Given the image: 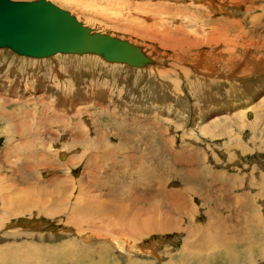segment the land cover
Listing matches in <instances>:
<instances>
[{
  "label": "rangeland",
  "instance_id": "374dc122",
  "mask_svg": "<svg viewBox=\"0 0 264 264\" xmlns=\"http://www.w3.org/2000/svg\"><path fill=\"white\" fill-rule=\"evenodd\" d=\"M51 1L69 10L79 20L93 28L141 44V46H147L146 49L153 54L152 57L154 56L155 62L149 65L151 67L147 66L148 68L144 67V69L131 67L124 63L109 62L97 54L58 53L52 57L36 59L19 55L10 48L0 47V182L2 183L4 180L2 185L0 184V188L7 186L8 175H10V172L7 171L8 165L11 164L12 169H15L19 158L27 156L31 157L30 162L32 157L42 160H44L43 157H46L44 162H38L41 163L40 166H36V168L33 166L31 169L36 177L43 179L42 183L47 187L48 182L53 183V181L63 178L69 173L72 174L73 181H67V185L71 186L74 182L80 190L78 179L82 176L83 171L87 169L85 166L86 158L97 155L99 158L107 156L109 153L115 154L121 160L113 155L105 157V159L116 163L120 162L118 165L125 164L119 171L126 172L128 174L127 182H130L137 179L138 175L136 176L133 171H136L142 163L145 166L149 165L148 167L155 168L154 164L157 160L161 165L166 162L169 165L172 161L169 159H171L170 155L174 151H169L168 154L163 150L161 152L158 147L153 148L154 142L161 145L160 141L163 142L167 139L168 142L173 143L174 148L178 149L177 151H180L181 144L184 141L182 135L185 131V135L193 132L198 123L201 121L209 123L210 117L216 114L221 115V111L228 114L233 113L236 109L247 108L254 101L257 103L259 96L264 94V39H260V36H264V33L262 35L258 34L259 31L264 32V0H241L238 5H233L228 1L227 3L220 1L211 3V0ZM137 4H141L139 9L136 7ZM86 5H90V7L84 8ZM91 7L98 8L100 12H105L106 15L109 14L113 19L115 18L112 17V14L114 16L121 14L119 15L121 19L103 20V15H96L97 12L91 10ZM154 9L158 10V13ZM144 11L154 13L159 17L163 16L164 23L160 27L170 31L167 34L168 37L194 40L197 38V40H201L203 43L199 42L196 45L197 47L191 48V50L188 49V54H191L190 51L193 52L191 56L198 59L200 63H202L201 60H206L203 62L205 66L198 63V68H194L190 66L189 61H186V66L191 69L192 77H186L182 74V71L180 73L177 65H172L173 59L180 52L168 45L166 46L167 43L159 42V38L153 37L154 35L147 36L148 34H144L147 33L146 30L137 26V24L142 25L143 23L150 24L151 20H159L156 17H150V14L144 13ZM209 13L211 14L209 15ZM144 14L150 17L147 21L143 18ZM255 14L260 15L262 18L260 20L261 24L257 25L258 32H251L249 26H233L230 29H220L221 31L211 28L212 26H222L218 23L220 18L236 19V21L242 23L243 18H249ZM249 19L246 20V23ZM178 28H180V31ZM220 34L224 35L223 39L225 40L231 36L228 39H236L237 41H231V45L230 43H217L216 40H221L219 38L221 37ZM211 39L214 41H211ZM260 40L263 41L262 44ZM248 41L249 43L246 44ZM232 43L234 44L232 45ZM222 46L227 49L228 47L236 49L237 65L243 67L244 72L242 73L239 70L233 79L226 76L228 72H225L222 68L221 57L215 55L218 53L217 50H221ZM207 52L212 53L211 55H215L219 60L217 58L216 60L215 56L212 57ZM222 56L224 59V57L230 55L222 54ZM206 62L214 65L211 67ZM207 65L212 69L211 71L206 70L208 74H204L203 68ZM155 67H160L164 72L167 71L166 68L173 71L168 70L161 75L163 70L155 71ZM150 70H154V72ZM175 73L178 76H171ZM232 119L228 123L235 133V122L232 123ZM245 119L244 129L238 133L241 135L240 138L244 146L249 148L247 151L245 149L239 151L240 153H235L230 149L228 139L224 135L215 137L205 135L203 138L201 136L200 139L195 140L187 138L186 141L189 146L187 149L191 151L192 147H195L200 155V161L197 164L199 167L190 165V168L194 167L201 174V178H203L201 185L204 183L210 184L212 180H215L213 175H217L216 177L221 180L210 184L212 195H216L218 192L220 194H232L234 200L236 194L242 192L247 193L250 197L252 196L250 205H255V207H252L253 210L238 211L239 204L233 201H231L233 204L229 205L230 208H226L228 212H239L240 228H245L247 224L245 220L249 219L250 216L261 217L262 219H258V222H256L257 219H254L255 224L258 223L254 227V229L257 228V233L253 236L255 242L249 240L248 243H245V235L235 232L236 236H233L240 238V240H236L238 244L216 247L211 250H217L214 256H202V259L207 258L208 264H264V207H262L264 206V105L262 106V117L257 119V122L259 121L257 130L253 131V120L255 119L253 113L246 112ZM229 124L224 122L222 126L226 130ZM197 130L195 129L198 133ZM115 131L126 137V139H123ZM158 132H160V135H158ZM145 135L151 139L148 141ZM148 148H152V153L149 152L150 155L145 153ZM156 148L160 152L159 155ZM132 156L137 161L125 160V162L122 160ZM98 164L100 163L96 165ZM107 165L110 166V163H107ZM108 166L105 165L106 168ZM165 169L166 167L159 166V170L163 174H167L166 171H169V169ZM99 170H102L101 167L93 172ZM179 170L181 174L184 173V170L181 171V164ZM220 171L226 172L225 176L218 175ZM86 172H90V180H94L96 176L101 178L105 174L104 171L96 172L98 175L94 176L89 169ZM26 176L28 177V174ZM50 177L52 179L55 177V179H48ZM122 179H124V176L121 179L119 178L120 183H122ZM100 180L98 179V181ZM173 182L175 185L178 184L176 181ZM8 183L10 184L9 180ZM120 183L116 186L118 191H130L123 188ZM223 183L226 184L221 185ZM185 194L194 197L198 201L191 202L193 205L198 204V208L202 207L197 198V192L186 190ZM218 194L217 196H219ZM217 196L215 197L217 198ZM61 214L62 212L53 216L39 214L33 216V219L22 216L27 221L43 222L41 227H43L44 246L41 249V264H166L164 258H168L167 248H172V253H175V249H178L181 245V239L175 233H168L164 237H159L157 234L149 235V237L144 236L139 243L143 241L144 243L160 241L157 244L160 251L152 249L159 256L149 255L148 260H145L136 257L138 254L135 252H127L124 247L121 250L120 248L113 249L109 246L108 241L95 235L96 237L92 238L97 243L103 240L108 245L106 244V246L96 249V251L90 250L89 254L86 251L79 250L75 257L70 252L71 240L62 242L63 239L72 237V230L69 231L70 228L66 227L68 225L58 220V216L60 217ZM18 218L20 217L18 216L10 221L21 220ZM199 220L200 222L206 221L205 217H201ZM9 225H2L1 227H5L2 229L0 227V248L14 244V242L9 244L15 240L14 236H8ZM18 225L20 229L27 227L26 222L24 225ZM35 227L37 226H32L35 233L41 231V227H37V229ZM13 229H17V226H11V230ZM53 229L56 231L54 232ZM33 230L30 232L32 233ZM49 233L54 235H48ZM26 235H23L27 238V240H24V244H29L32 238H28ZM125 239L128 240L127 237ZM125 239L124 241L121 240L120 244L122 246L126 242ZM104 247L107 248L104 250ZM108 248H112L113 251L107 252ZM19 249L25 250L26 248ZM5 251L0 249V253ZM161 256H164V258H161ZM254 257L255 260H253ZM10 258V256H0V264L7 263ZM186 259L185 257L184 260ZM130 260H134L135 263Z\"/></svg>",
  "mask_w": 264,
  "mask_h": 264
},
{
  "label": "bare ground",
  "instance_id": "6f19581e",
  "mask_svg": "<svg viewBox=\"0 0 264 264\" xmlns=\"http://www.w3.org/2000/svg\"><path fill=\"white\" fill-rule=\"evenodd\" d=\"M211 1H212L211 3H214L213 1H220V2L227 3V1H228L233 5H238V4H240L241 0H211ZM137 5H136V7L139 9L141 7L140 6L141 4L140 5L137 4ZM211 5L213 6V4H211ZM87 7H90V5L89 6L86 5V7H84V8H87ZM263 7H264V5H263ZM106 9H108V8H106ZM249 9H251V8H249ZM91 10L96 11L97 12L96 15H98V14L103 15V17H102L103 20H112L113 21L115 19H117V20L121 19L119 17V15H121V14H118V16L117 15L114 16L112 14V17L115 18V19H113V18H111V16L109 14L106 15V14H104L105 12L104 13L100 12V10H98V8L91 7ZM154 10L157 11L156 13H158V10H156V9H154ZM144 13L150 14V17H156L159 20H157V21L151 20L150 24L143 23L142 25L137 24V26L139 28L146 30L147 33H144V34H148L147 36L151 37L152 35H154L153 37L159 38L158 39L159 42L167 43L166 46L168 45L170 48H174L176 51L180 52L179 55L175 59H173V64H172V65H177V68L180 69V71H179L180 73L182 71V74L186 75V77L191 76V73H190L191 69L188 66H186V63H187L186 61H189V63H191L190 66L194 67V68L195 67L198 68L197 67L198 63L202 64V66H205L204 65L205 63L203 64V62H205L206 60L203 61V60L199 59L202 62V63H200L198 61V59L193 58V56H191L193 52L190 51L191 54H188V49L191 50V48L197 47L196 46L197 43L202 42L201 40H199V39L197 40V38H195V40H194V39H190V38H181V39L176 38L175 39L174 37H168L167 34L170 33V31L160 27V25L164 23V20H163L164 18H162L163 16L162 17L160 16L161 17L160 18L159 16L154 15V13L151 14V12L149 13V12L144 11ZM210 14L211 13H209V15ZM206 15H207V13H206ZM143 16H144L143 18L145 19V21H147V19L150 18L146 14H144ZM168 18H170V17H168ZM249 18H243L242 23H240V21H236V19L230 20L228 18H220L218 23L222 26L218 27L219 25L217 24L218 26H212L211 28L214 30L221 31L220 29H224V28L230 29L233 26H237V27L249 26L251 32H258L259 29L257 28V25L261 24L260 20L262 18L260 17V15H257V14L251 15ZM90 19H92V18H90ZM247 19L250 20V21L249 20L247 21L248 24L246 23ZM124 21H126V20L124 19ZM117 22H119V21H117ZM121 22H123V21H121ZM124 23H126V22H124ZM114 25H116V24H114ZM130 27L132 28V26H130ZM133 30H134V28H133ZM151 30H154V31H151ZM178 30L180 31V28H178ZM178 30H176V31L178 32ZM98 31H100V30H98ZM184 32H185V30H184ZM104 33H106V32H104ZM134 33H135V31H134ZM263 33H264L263 31H259L258 34L262 35ZM108 34L111 35V33H108ZM160 34L162 35L161 37H160ZM220 35H221V37H219V38L221 40H219V39H218V41L216 40L217 43L229 44L231 41L236 40V39L235 40L228 39L231 36H229L225 40V39H223L224 35H222V34H220ZM171 36H172V34H171ZM191 38H194V37H191ZM232 38H233V36H232ZM260 39L263 40L264 36H260ZM208 40H210V39H208ZM212 40L213 39H211V41ZM261 40H260V42H261ZM256 42L259 43L258 41H256ZM262 42H261V44H262ZM248 43H249V41L246 44H248ZM161 44H159V45H161ZM207 44H208V42H207ZM233 44L234 43H232V45ZM230 45H231V43H230ZM230 45H229V47H230ZM146 47L143 46V48L148 53V55L152 56L153 54H151V52H149L146 49ZM229 47L227 49V48L222 46L221 50L220 51L217 50L218 53L215 55H219V58L221 57L220 59L222 61V63H221L222 68L225 70V72H228V75L226 74V76L233 79L235 74L237 72H239V70L242 73L244 71H243L242 66L237 65V62H238L237 59L238 58L236 59V57H235V55H236L235 50L236 49L234 50V49L229 48ZM148 48H149V46H148ZM233 48H235V47H233ZM152 50H154V49H152ZM210 52H212V51H210ZM210 52L209 53L207 52V53L210 54ZM214 52H215V50H214ZM214 52H213V54H214ZM211 54H210V56H212V57L215 56V55H211ZM222 54L223 55L229 54L230 56L224 57V59H226V60H224L222 58L223 57ZM216 58L217 57L215 56V59ZM219 58H217V59L219 60ZM153 59H155L154 56H153ZM208 62H209V60H208ZM206 64L210 65V63H207V62H206ZM149 65H152V64H149ZM149 65H147V66L151 67ZM208 65H207V67L203 68L204 70L202 69L204 74H208L206 70L211 71V69H212L211 67L214 64L210 65L211 67H209ZM147 66H145V67H147ZM142 68H144V67H142ZM214 68H215V66L213 67V69ZM155 69H156L155 71H158V72L160 70L161 71L163 70L160 67H155ZM166 69H167V71L168 70L173 71L170 68H166ZM167 71L164 72V70H163L161 75H163V72L165 74ZM151 72H154V70H152ZM200 72H202V71H200ZM177 73H175L174 75H171V76H178ZM215 80H217V79H215ZM250 102H252V101H250ZM263 105H264V94L259 96L257 103L254 101L247 108L236 109L233 113H228V114H225V113H223V111H221V115H218V114L212 115L210 117L209 123H207V121H204V122L201 121L195 127L196 130L199 128V130H197V131H199L198 133L195 131V129L193 132H191L189 134L187 133V135H185L186 131H185V133H183L182 139H184L185 142L184 141L182 142L180 151H177L178 149L176 150L174 148L173 143L168 142L167 139L163 142L160 141L161 145H157L154 142L153 148L158 147V149H161V152L163 150V151H165V153L168 154L169 151H174L171 154L172 156L170 155L171 159H169L172 161L170 162L169 165L167 164V162L164 163L163 165H161L159 163V161L157 160L156 164H154L155 168L148 167L149 165L145 166V164L142 163L141 165H139V167L137 168L136 171L135 170L133 171L134 174H136V176L138 175L137 179H133V180L130 179V180H132L130 182H127L128 174L126 172H125L126 174L124 172L122 173L123 170L119 171L122 168V166H124L125 164L124 165H118V164H120V162L116 163L112 160L105 159L106 156L98 158V155H97L94 157L89 156L88 158H86L85 166L87 167V169L83 171L82 176L79 177V179H78L79 184H80L79 185L80 190L77 187V184H75L74 182H72L71 186L67 185V181H73L72 180V174H69V173L66 174L65 177L58 178L56 181H53V183L48 182V187H47V186L43 185L44 184V183H42L43 179L36 177V175L32 172V169H31V167L33 168V166H35V168H36V166H40L41 163H38V162H44L46 160V157H43L44 160L35 159L32 157L31 162L29 161L31 158L29 156H27L25 158H21V159L19 158V161L17 162V166H15V169H12V166H10L11 164L8 165V167H7V171L10 172V175H8L9 176L8 180L10 181L11 185L8 183V180H7V186L0 188V227L4 224L9 225L11 223L12 225H9L10 230L7 233H9L8 236H10V237L14 236L15 237V238L12 237L15 240H13L9 243V244H12L14 242L13 245H9L7 247L0 248L3 250H6L4 253H0V256H10L11 257L7 263H3V264H41V262H42V259H41L42 258V251H41V249L44 246L43 238H42V228L43 227H41V226H43V222L38 221V223H37L36 220L35 221H27L22 216H28L27 218L33 219V216H36L39 214H45V215L53 216V215L59 214L61 212H62V214L60 217L58 216V220L63 221L66 225H68L66 227L70 228L69 231L72 230V237H70V238L68 237L69 239L65 238L62 240V242H67V241L71 240L72 247H71L70 252L72 255H75V257L77 256V254H78L77 252L79 250L86 251L89 254L90 250L96 251V249H100L103 246H106V244L108 245V243L104 242L103 240H101L97 243V241L92 238V237H96V236L103 238L106 241H108L109 246L112 247L113 249H117V248L119 249L120 248V250H121L124 247L127 252H130V253L135 252L136 254H138V256H136V255L135 256L138 257L139 259L141 258V259L148 260L147 257H149V255L155 256V257L157 255L159 256V254L157 252L153 251L152 249L160 251V248L157 245L158 243H160V241L159 240L158 241H152L149 243L148 242L144 243V241H143V242L139 243L140 239H143L144 236L149 237V235H153V234H157V235H159V237H164L168 233H175L179 236L178 238L181 239V241H180L181 245L179 246L178 249H175L176 250L175 253H172V250H173L172 248L171 249H170V247H169V249L167 248V251H168L167 257L168 258H164V256H161V258L162 257L164 258L166 264L167 263L168 264H208L207 258L202 259V256L203 257H208L209 255L214 256L216 254L217 250L216 251H211V250H213L216 247L235 246L234 244H238L236 240H240V238L235 237L236 236L235 232H237L238 234H241V235H245L244 236L246 238L245 243H248L249 240H251V242H252L254 240L253 236H255V234L257 233V228L254 229V227H256V225H258V223L257 224H255V223L258 222V219H261V217H254L253 216L254 217L253 218L252 216H250V218H251L250 221H249L250 218L245 220V222L247 224H246V226L244 225L245 226L244 229L240 228L241 223L238 220V218H240V217H238V215H239L238 211L239 210L240 211H244V209L245 210L246 209H252L253 210L252 207H255V205H253V206L250 205V203L252 202L251 201L252 196L250 197L247 193L242 192L241 194H238V195L236 194V199L234 200V197L232 196V194H225V193L220 194L218 192L219 194L218 193L217 194L219 196H217V194L212 195L213 193L211 192L210 184L212 182H216L218 180L221 181V180L218 179V177H216L217 175H213L215 177L214 178L215 180H212V182L210 184L204 183L201 185V181L203 180V178H201V174L199 172H197L194 167L190 168L191 167L190 165H197L199 163V161H200L199 156L200 155L198 153V150L195 149V147H192L191 151L189 149H187L189 146H188V144H186V141H187V138H193L195 140V139H200L201 136L203 138V136H205V135L206 136L211 135V137L224 135V137H226L228 139V145H230L229 146L230 149H232L235 153H240L239 151H243L245 149H246L245 151H247L249 148H247V146H244V143H243V141H241V138H240L241 135L238 132H240L244 129L243 128V126L245 125L244 121H246L245 116H246V112L248 113V111L250 113H253V115L255 116V119L253 120V124H254L253 131L257 130L258 122H259V121L257 122V119L259 117L261 119V117H262V106ZM215 113H217V112H215ZM232 118H234V119H232ZM231 119H232V123H233V121L235 122V129H236L235 133L233 131V128L232 129L230 128L229 123H230ZM150 120L151 119H149V121ZM153 120H155V119H153ZM149 121H148V123H149ZM151 122H152V120H151ZM224 122L229 124L228 125L229 127L226 130L222 126V124ZM247 125H249V123H247ZM161 129L163 130V128H161ZM187 129H189V128H187ZM188 131H190V129ZM115 132H117V131H115ZM117 134L119 136H121L123 139H126V137H123L119 132H117ZM158 135H160V132H158ZM188 135L191 137H189ZM186 136H188V137H186ZM145 137H147L148 141L151 139V138H148L147 135H145ZM124 141H126V140H124ZM256 143H258V142H256ZM192 145H193V143H192ZM169 149H171V150H169ZM140 150L142 151V149H140ZM156 150H157V148H156ZM105 151H107V150H105ZM151 151H152V148H148V150H145V153L149 154V152H151ZM157 153L159 155V153H160L159 150H157ZM161 154H160V156H162ZM64 156H65V154H64ZM153 157L156 158L155 155H153ZM158 158L160 160L159 156H158ZM118 159H120V158H118ZM174 159H175V161L173 162ZM26 160H27V162H25ZM126 160L137 161V159L133 158V156L130 159L128 158ZM124 161H125V159H124ZM97 163H100V164L96 165ZM107 163H110V166H108ZM131 163H133V162H131ZM144 163H146V162H144ZM180 164H181V169H182L181 171L184 170V173H182V174L179 170ZM105 165L108 167L106 168ZM159 166H161L163 168L166 167L165 170L169 169V171H166L167 174H163V172H161V170H159ZM95 167H97V169L101 167V169H102L101 171L99 170L96 172H99V173L103 172V171L105 172V174L103 176L101 175L102 176L101 178L96 176V175H98V173L93 172L94 170H97V169H95ZM195 167H199V166L197 165ZM88 169L91 172H93L94 176H96V177H94V180H90V177H91L90 172H86V171H88ZM225 173L223 171H220L218 173V175L225 176ZM27 174H28V177L26 176ZM122 176H124V179H122V183H120L119 178L121 179ZM117 177H119V178H117ZM48 179L51 180L52 178L50 177ZM54 179H55V177H54ZM54 179H52V180H54ZM98 179H101V180L98 181ZM204 179H205V177H204ZM96 181H98V182H96ZM173 181H176L178 184L175 185ZM3 182H4V180H3ZM2 183L0 182L1 185H2ZM118 183L122 184L121 186L123 188L129 189L130 191H127V190H126V192L118 191V189H116L117 188L116 186H118ZM157 184L158 185L160 184V185L158 186ZM224 184H226V183H223L221 185H224ZM186 190H190V191H193L195 193L196 192L198 193L197 198H198L199 202L202 204L201 205L202 207L199 206L200 208H198V204L193 205V203H191V202H196L197 200H195L194 197L192 198L190 196H186V194H185ZM221 192H223V191H221ZM260 195H261V191H260ZM215 196H217V198ZM231 201L239 204V207L237 206L238 211H233V212L227 211L226 208H230L229 205L233 204V202H231ZM234 206H236V205H234ZM262 207H264V206H262ZM203 208H205V209H203ZM223 209H226V210H223ZM192 210H194V212H192ZM256 215H257V213H256ZM18 216L20 217L18 219H21V220L14 221V222L10 221L13 218H17ZM201 217H205L206 221L200 222L199 219ZM254 219H257V221L255 222ZM7 220H9V221L6 222ZM25 222L27 223V227H24V228L22 227L23 229H20V226L18 224L24 225ZM30 222H33V223H30ZM11 226H13V227L17 226V229L11 230ZM32 226L41 227V229H40L41 231H38L37 233H35V230L32 229ZM37 227H35V228L37 229ZM2 228H5V227H1V229ZM27 228H29V229H27ZM31 230H33L32 233L30 232ZM55 231L56 230H54V232ZM93 232L94 233L96 232L97 234H94ZM24 234H27L26 236H28V238H32V240L29 242V244H24V242H25L24 240H27V238L23 237ZM48 235H54V234L49 233ZM233 235H235V236H233ZM241 235H239V236L242 237ZM125 237H127L128 240H126ZM124 239L126 242L124 243V246H122V244H120V243H121V240L124 241ZM242 239L244 240V238H242ZM253 242H255V241H253ZM19 248H26V249L20 250ZM106 248L107 247H104V250ZM112 248H108L107 252H112L113 251ZM161 253H162V251H161ZM152 254H154V255H152ZM172 256H173V258H172ZM174 257L177 258V260H175ZM185 257L187 258L186 260H184ZM253 260H255V257ZM130 261L135 263L134 260H130ZM230 262H231V259H230Z\"/></svg>",
  "mask_w": 264,
  "mask_h": 264
},
{
  "label": "water",
  "instance_id": "95a60500",
  "mask_svg": "<svg viewBox=\"0 0 264 264\" xmlns=\"http://www.w3.org/2000/svg\"><path fill=\"white\" fill-rule=\"evenodd\" d=\"M0 47L33 58L97 54L136 68L155 62L143 46L98 31L51 0H0Z\"/></svg>",
  "mask_w": 264,
  "mask_h": 264
},
{
  "label": "crops",
  "instance_id": "0c3cea01",
  "mask_svg": "<svg viewBox=\"0 0 264 264\" xmlns=\"http://www.w3.org/2000/svg\"><path fill=\"white\" fill-rule=\"evenodd\" d=\"M111 155L116 156L115 154H111V153H109V155H107V156L105 155V156H106V157H109V156H111ZM105 156H104V157H105ZM101 157H103V156H101ZM113 158H115V157H113ZM164 158H165V157H164ZM115 159H117V158H115ZM129 159H130V158H129ZM161 159H162V158H161ZM122 160H124V159H122ZM125 160H126V159H125Z\"/></svg>",
  "mask_w": 264,
  "mask_h": 264
}]
</instances>
